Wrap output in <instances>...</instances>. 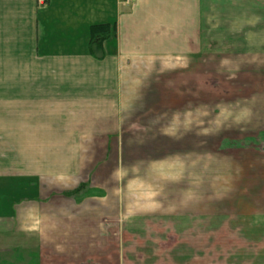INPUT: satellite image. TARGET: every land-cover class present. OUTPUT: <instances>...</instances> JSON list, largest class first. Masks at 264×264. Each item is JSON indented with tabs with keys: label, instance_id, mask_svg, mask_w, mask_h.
<instances>
[{
	"label": "crops",
	"instance_id": "0c3cea01",
	"mask_svg": "<svg viewBox=\"0 0 264 264\" xmlns=\"http://www.w3.org/2000/svg\"><path fill=\"white\" fill-rule=\"evenodd\" d=\"M48 1L0 0V264H125L123 249L128 264H157L135 257L139 239L173 215L154 200L140 206L128 179L155 168L158 136L202 137L187 121L203 115L187 110L204 104L209 79L224 77L245 103L254 97L244 125L264 133V0ZM101 24L115 35L98 60L90 28ZM251 151L261 160L260 206L238 214L264 228V149ZM243 188L242 208L252 207L257 191ZM198 206L191 218L203 217ZM124 232L134 247L121 244ZM192 246L186 238L176 250ZM257 248L264 264V238Z\"/></svg>",
	"mask_w": 264,
	"mask_h": 264
},
{
	"label": "rangeland",
	"instance_id": "374dc122",
	"mask_svg": "<svg viewBox=\"0 0 264 264\" xmlns=\"http://www.w3.org/2000/svg\"><path fill=\"white\" fill-rule=\"evenodd\" d=\"M213 81L218 82L217 86L212 85ZM222 81L226 82L224 77L205 81V99L202 106L198 105L200 111L193 103H189V108L186 106L189 114L199 112L203 115L201 120L196 121L195 116L187 121L188 129L191 125L202 129V137L198 135L195 139L190 131L182 136H177L174 131L167 136H158L156 145L154 148L152 146L153 155L150 152L151 163L156 164L155 168L145 167L143 172L135 170L132 178L128 179L129 188L138 189L140 206L147 207L148 200H154L157 211L173 215L172 219L161 218V221L155 218V223L149 228L152 232L147 241L139 239L138 249L141 251L128 250V253L137 251L135 257H156L157 264H160L158 259L161 257L168 258L166 264H175L171 257L179 261L196 254L203 255V261L194 259L190 264H257L262 258V250L257 248V244L264 238V228L255 218L241 217L238 212L259 209L261 160L259 156L248 153L250 150L252 153L253 150L264 149V139L261 140L259 133L249 132L244 125L245 114L256 109L252 105L254 97L245 94L248 95L246 97L251 96L248 99L250 104L245 103L241 97L244 95L237 87ZM224 96H229V99H223ZM217 109V113L210 117ZM175 111L185 112V106L169 110ZM249 137H253L256 143H246L252 148H245L243 145ZM237 142L240 144L237 145ZM238 147L245 149L237 151ZM243 187L246 193L252 191L255 194L254 190L257 191L258 196L252 201V207L247 205L242 208L243 201L238 190ZM158 197L161 199H156ZM201 203L203 217L191 218V214H198L196 208L199 210L197 205ZM227 212L232 216H212L213 213ZM185 213L188 218L182 217ZM227 229L233 239L229 238ZM186 238L191 240L192 248L177 251V244ZM135 241L125 232L120 235L122 245L131 246ZM243 241L250 245L239 248ZM144 243L148 249L143 253ZM124 251L122 261L128 264Z\"/></svg>",
	"mask_w": 264,
	"mask_h": 264
},
{
	"label": "trees",
	"instance_id": "16d2710c",
	"mask_svg": "<svg viewBox=\"0 0 264 264\" xmlns=\"http://www.w3.org/2000/svg\"><path fill=\"white\" fill-rule=\"evenodd\" d=\"M115 35V26L110 24H101V25H94L90 28V43H89V51L92 57L98 60H102L105 58V52H104V44L107 40L111 39L112 36ZM259 137L264 138V133H259ZM250 138V139H249ZM245 145H243L245 148H252V146L246 145L256 143L253 141V137H249ZM260 140V141H261ZM224 142V141H223ZM222 142V143H223ZM240 143L237 142V145ZM239 149L237 151H240L245 148L238 147ZM222 150L220 149V152Z\"/></svg>",
	"mask_w": 264,
	"mask_h": 264
}]
</instances>
